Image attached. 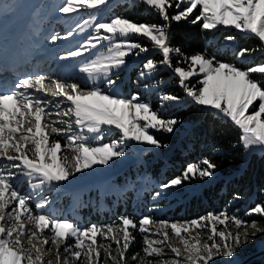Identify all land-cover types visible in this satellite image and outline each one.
I'll return each instance as SVG.
<instances>
[{
  "label": "snow or ice",
  "instance_id": "snow-or-ice-1",
  "mask_svg": "<svg viewBox=\"0 0 264 264\" xmlns=\"http://www.w3.org/2000/svg\"><path fill=\"white\" fill-rule=\"evenodd\" d=\"M136 2L147 6L164 23L137 24L124 17L97 22L94 33L84 44L59 57L61 60L76 59L84 56L86 51L96 49L101 41L108 42L105 52L90 53L93 58L78 62L79 72L93 85L90 89L40 74L18 79L14 90L0 92V161L7 162L0 164V264H127L126 253L135 239L130 229L148 233L149 225L155 227L151 235L156 238L143 237V255L137 252L131 257L136 264H209L216 257H233L242 244L249 242L250 237L254 239L257 234L264 233L260 222L252 220L249 223L224 211L208 213L183 224H157L148 217L137 224L132 218L124 216L119 218L118 224L80 228L73 222L58 220L44 212L46 198L38 201L33 210L29 205L30 197L20 195L13 186L11 181L19 174L28 179L34 192L42 191L54 182L66 181L76 173L91 168L93 164L107 165L113 157L124 155L121 145L126 140L162 147L153 135L148 134V129L171 133L178 123L176 120L161 119L136 95L125 99L105 94L96 85L102 80L110 88L114 87L113 70L125 64L124 58L149 51L148 47L131 40L132 36L146 38L151 43V49L162 55L159 62L146 60L142 78L151 76L159 65L166 66L179 78L186 102L211 110L231 122L239 131V144L246 153L255 149L264 151V63L241 69L233 64L217 62L202 52L189 56L170 44L168 31L171 21L187 20L193 25L199 24L205 31L223 26L255 38L259 41V50L264 51V0ZM104 3L105 0H65L59 11L68 15L81 9L97 8ZM173 7L178 11L170 16L168 10ZM101 30L106 35H100ZM73 31L65 36H53L51 40L53 43L67 40ZM226 39L234 41L235 36L228 35ZM256 50L241 49L238 58L251 55ZM173 55L180 57L175 67ZM182 63L186 67H181ZM201 75L202 79L197 81L199 87L186 83L190 78ZM30 89L34 93L62 97L63 100L46 101L30 93ZM160 99L182 102L180 97L169 94L162 95ZM63 103L67 106L61 109ZM49 104L54 105L57 110L55 115L60 118L51 124L47 122L53 115L46 111ZM139 121L145 123L141 125ZM56 124H66L67 132ZM73 124L80 131L69 135ZM102 125L118 129L120 140L98 147L89 144L90 137L84 135L85 130L96 134L91 139L101 140ZM50 133L63 135L65 143L62 145L58 139L51 140ZM202 165L204 167L188 165L181 176L162 184L161 192L197 175L200 179L212 176L216 165L208 159L203 160ZM159 195L160 192L155 194ZM253 214L264 219V205L258 204L245 213L248 216ZM229 223L241 231L232 233L228 230ZM221 227L223 230H220ZM168 229L172 236L178 238L181 247L168 244ZM70 239L72 243L68 242ZM166 249L172 253L171 259H164ZM45 256L52 258L45 260Z\"/></svg>",
  "mask_w": 264,
  "mask_h": 264
},
{
  "label": "rangeland",
  "instance_id": "rangeland-1",
  "mask_svg": "<svg viewBox=\"0 0 264 264\" xmlns=\"http://www.w3.org/2000/svg\"><path fill=\"white\" fill-rule=\"evenodd\" d=\"M125 2L127 3L126 5ZM64 3L65 0H0V63H3V68L0 67V92L14 90V85L18 79L40 74L61 82L76 83L85 90L90 89L93 85L89 84L87 77L79 72L78 62H84L93 58L90 53L105 52L109 46L108 42L101 41L96 49H90L85 52L84 56L76 59L61 60L59 57L66 55L69 51L75 50L84 44L94 33L97 22H109L115 17H124V15L133 12L131 11L130 13H125L123 16H119L115 10L111 11L117 4H121L123 10L127 8L133 9V6H135L152 11L147 6L137 3L136 0H105V3L98 5L97 8L81 9L78 12L66 15L59 11ZM171 10H174L175 14L178 11L175 7L171 8ZM155 15L158 16L157 14ZM128 20L135 22L131 19ZM135 23L139 24L138 22ZM217 29H225V27L218 26ZM69 31H73V35L68 37L67 40L61 39L54 43L52 42L51 38L53 36H65ZM16 35H20L19 52L24 54L27 60L25 64L26 72L23 73H17L16 68L12 67L14 65L12 61L17 53L16 48L15 51L13 49L19 40ZM100 35H106V33H103V30H101ZM139 38L138 36L130 37L131 40L143 46ZM143 39L147 40L146 38ZM225 44L234 48L236 43L235 41L226 40ZM153 52L158 51L151 49L146 53H141L139 56L134 54L126 56L124 58L125 64L120 69L113 70L115 73L113 79L116 80L114 87L110 88L102 80L97 81L96 85L105 94L119 96L125 99H131L133 95H136L139 97L140 102L148 104L151 110L156 112L161 119L168 120L164 116L167 106L169 108L181 106L186 103V97L181 99V103L166 102L160 99L162 94L159 87L163 85L164 79L159 76V73L166 70L174 75L172 70L166 66L159 65L151 76L146 75L143 78L141 77V73L145 71L143 65L147 59H151L149 55ZM196 77H202V75L192 78ZM29 92L41 96L46 101H53L54 99L55 101L63 100L62 97L53 98L44 96L42 93H34V90L31 89ZM154 100L158 101L154 102ZM66 106V103L61 104V109ZM46 111L53 113L48 118V123L51 124L53 121L60 119L55 115L57 110L53 104H49ZM63 119L68 120L67 117ZM139 123L142 125L145 121H139ZM55 126L63 128L67 132L66 124H56ZM101 127L104 129L101 140L91 139L96 134L87 133L85 130L84 135L90 137L88 140L89 144L98 147L104 143H112L120 140L121 134L114 126L102 125ZM79 131L73 124L72 132L68 134H78ZM176 133H178L176 125H174L171 133L157 131L153 128L148 129V134L153 135L158 141V136L174 135ZM49 135L51 140L58 139L62 145L65 143V137L63 135L56 136L51 133ZM159 143L161 144L160 141ZM161 145L162 147H156L155 145H148L134 140H126L121 145L124 155L113 157L107 165L93 164L91 168L76 173L66 181L54 182L52 186L45 187L42 191L38 190L34 192L29 186L28 179L19 174L11 182L20 195L30 197L29 205L33 210H35V204L38 201L46 198L47 203L43 209L44 212H47L58 220L73 222L80 228L89 226L86 225V219H84L85 212H83L84 215L82 216V211L80 210L82 206H87L89 209L94 208V210L100 212L106 209L105 207L108 209L113 207L114 202L117 199L121 200L124 198L126 193L132 192L137 197L143 189L150 190L148 204L146 205L148 206L146 207V217L151 218L157 224L161 222L183 224L185 222L171 221L168 219L158 220L154 218V215L161 214L187 200L191 195L197 194L202 186L213 182L217 175L213 172L212 176L205 177L204 179H200L197 175L195 178L185 180L181 185L161 192L160 186L169 181L160 182L150 178L147 171V167L152 161L157 159L162 160L165 157V152L168 150L169 145ZM3 163L7 162L0 161V164ZM12 171L14 173L17 172L16 169H12ZM158 192H160V195L155 196ZM106 200L112 203V206L106 205ZM248 211L250 210L245 211V206H242L240 209L224 212H227L229 216H235L248 222L247 218L249 216L245 215ZM118 223L119 218L112 224ZM94 225L107 226L98 223ZM148 227L150 231L143 234L147 235L150 239L156 238L151 235L156 230L155 227L152 225ZM220 230H223V228L221 227ZM228 230L232 233L241 231L231 223L228 225ZM168 231V244L181 247L178 243V238L172 236L170 229ZM249 231L251 230L249 229ZM206 235L207 232L205 231V238ZM98 240H102V238L98 237ZM69 241L71 243L73 242L71 239ZM263 242L264 235L259 238L256 235L254 239L250 237L249 242L242 244L236 250L233 257H216L209 264H231L234 260H238L239 264H251L254 259L261 260L264 258V250L261 251L259 246ZM112 247L115 248V244H112ZM51 258L49 256L44 257L45 260ZM171 258L172 253L166 249L164 259Z\"/></svg>",
  "mask_w": 264,
  "mask_h": 264
},
{
  "label": "trees",
  "instance_id": "trees-1",
  "mask_svg": "<svg viewBox=\"0 0 264 264\" xmlns=\"http://www.w3.org/2000/svg\"><path fill=\"white\" fill-rule=\"evenodd\" d=\"M127 3L125 2V5ZM119 16L131 19L138 23L160 25L164 22L153 11H148L141 7L133 6V9H122L121 4L114 8ZM136 11V12H135ZM169 15L175 14L174 10H168ZM198 14V10L196 11ZM191 18V17H190ZM170 44L179 47L187 55L194 53H205L209 58H214L217 62L233 64L241 69L264 63V51L259 50V41L250 36L239 33L235 29H215L212 31L202 30L199 24L193 25L187 20L179 22L171 21L169 26ZM228 35L235 36V47L226 43ZM143 46L151 50V43L148 40L139 38ZM257 49L251 55L238 58L241 49ZM149 58L159 62L162 55L153 52ZM177 57L173 55L172 63L176 65ZM185 67V64H181ZM256 74H254L255 76ZM164 79L163 85L159 87L161 94H169L185 97L184 90L179 85V78L172 75L169 71L163 70L159 73ZM202 77L192 78L186 83L190 85H200L197 83ZM158 100H154L156 102ZM258 103V102H257ZM166 108V107H165ZM251 110V109H250ZM167 119L176 120L178 133L174 135L158 136L161 144H168L169 148L162 160L152 161L148 167V175L160 182H167L181 176L183 171L190 164H197L201 167L202 161L210 160L216 165L214 173L217 177L200 188V191L191 195L187 200L175 205L161 214L154 215L158 220H171L187 222L198 219L208 213H218L222 211H232L245 206L246 210H251L256 205H264V152H251L245 154V150L239 144V131L231 122L223 117L217 116L211 110H206L190 102H186L178 107L166 108ZM235 145V147H234ZM150 190L143 189L138 196L133 193H126L125 197L117 199L114 206L102 211L89 209L82 206V216L85 212L86 225L102 224L109 225L120 217H130L135 222L147 216L146 206L148 204ZM106 205L112 203L106 200ZM244 212V211H243ZM88 216V217H86ZM252 220L260 222L264 227V219L259 215H252L247 218L250 223ZM135 239L131 243L127 253V264H136L131 259L134 253L141 252L143 246V233L138 230L130 229ZM258 238L264 233L257 234ZM71 243L70 241H68ZM153 259V258H149ZM103 261V254H101ZM251 264H264V258L253 261Z\"/></svg>",
  "mask_w": 264,
  "mask_h": 264
},
{
  "label": "bare ground",
  "instance_id": "bare-ground-1",
  "mask_svg": "<svg viewBox=\"0 0 264 264\" xmlns=\"http://www.w3.org/2000/svg\"><path fill=\"white\" fill-rule=\"evenodd\" d=\"M259 248L262 250H264V242L262 244H260ZM231 264H239L238 260H234Z\"/></svg>",
  "mask_w": 264,
  "mask_h": 264
},
{
  "label": "crops",
  "instance_id": "crops-1",
  "mask_svg": "<svg viewBox=\"0 0 264 264\" xmlns=\"http://www.w3.org/2000/svg\"><path fill=\"white\" fill-rule=\"evenodd\" d=\"M251 152L263 153L264 151H261V150H259V149H255V150L249 151V152H247V153L245 152V154L248 155V154L251 153Z\"/></svg>",
  "mask_w": 264,
  "mask_h": 264
},
{
  "label": "water",
  "instance_id": "water-1",
  "mask_svg": "<svg viewBox=\"0 0 264 264\" xmlns=\"http://www.w3.org/2000/svg\"><path fill=\"white\" fill-rule=\"evenodd\" d=\"M258 260V259H257ZM252 261H256V259L252 260Z\"/></svg>",
  "mask_w": 264,
  "mask_h": 264
}]
</instances>
